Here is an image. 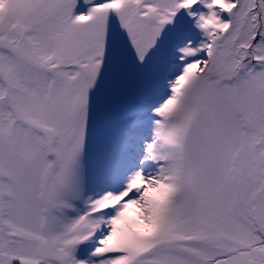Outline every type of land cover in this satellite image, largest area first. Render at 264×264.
Returning <instances> with one entry per match:
<instances>
[{"label": "snow or ice", "instance_id": "6c2138e0", "mask_svg": "<svg viewBox=\"0 0 264 264\" xmlns=\"http://www.w3.org/2000/svg\"><path fill=\"white\" fill-rule=\"evenodd\" d=\"M0 264H264V0H0Z\"/></svg>", "mask_w": 264, "mask_h": 264}]
</instances>
